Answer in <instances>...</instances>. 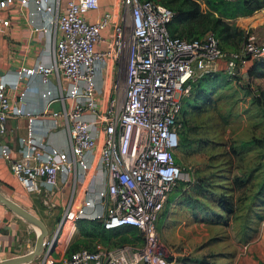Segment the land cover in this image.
Here are the masks:
<instances>
[{"label":"built area","instance_id":"built-area-1","mask_svg":"<svg viewBox=\"0 0 264 264\" xmlns=\"http://www.w3.org/2000/svg\"><path fill=\"white\" fill-rule=\"evenodd\" d=\"M30 1L0 0V10L15 2L26 6ZM32 1L36 11L45 13L49 22L55 20L62 31L54 43L53 63L38 62L19 72L38 71L43 79L50 72L57 74L60 96L70 99L61 113L69 123L72 155L40 147L32 141L30 130L28 137L21 138L20 154H10L4 139L7 117L26 110L11 103L0 73V157L6 158L28 191L54 186L60 170L70 174L78 165L82 174L76 178L85 181L88 176L85 196L80 204L65 207L61 224L86 217L99 219L105 228L135 226L143 236L114 245L80 246L53 260L45 253L43 264H170V250L156 229L182 178L176 150L184 99L199 72L214 68L217 61L222 59L225 71L232 74L245 72L252 59H264V39L247 29L241 47L227 51L211 30L189 38L172 35L167 22L173 11L156 0H122L126 16L115 21L105 38L101 30L112 19V12L93 20L85 15L98 8L99 0H66L61 12L56 10L60 0ZM0 22L6 24L8 19ZM35 28L48 29L47 24ZM102 39L107 47L98 50L95 44ZM109 55L123 65V76L102 104L96 61Z\"/></svg>","mask_w":264,"mask_h":264},{"label":"rangeland","instance_id":"rangeland-1","mask_svg":"<svg viewBox=\"0 0 264 264\" xmlns=\"http://www.w3.org/2000/svg\"><path fill=\"white\" fill-rule=\"evenodd\" d=\"M199 2L206 7L204 0ZM256 10L264 12V6ZM242 39H233L227 46L238 45ZM257 65V74L251 76L240 72L228 78L217 68L200 71L197 80H202L209 97L195 98L192 93L185 99L176 160L183 169L181 179L195 181L185 193L193 202L185 198L186 206L181 208L172 192L157 221V235L170 250V264H264V111L257 100V94L264 98V61ZM122 74L120 66L115 75L120 84ZM240 182H244L242 190L237 187ZM25 190L36 203H20L47 227L45 249L31 259L33 264H43L45 253L53 260L80 245H114L127 235L140 240L138 231L105 237L98 221L75 218L61 224L63 212L51 213L37 196L40 190ZM2 191L17 200L11 191ZM219 194H227L235 203L234 212L220 206ZM15 214L32 228L35 243V225Z\"/></svg>","mask_w":264,"mask_h":264},{"label":"crops","instance_id":"crops-1","mask_svg":"<svg viewBox=\"0 0 264 264\" xmlns=\"http://www.w3.org/2000/svg\"><path fill=\"white\" fill-rule=\"evenodd\" d=\"M65 2L66 0H60L56 10L63 11ZM107 11L112 12V19L101 30V35L105 38L109 37L115 21H120L126 16L122 0H99L97 9L85 12L86 17L93 20ZM0 16V20L8 19L6 24L0 22V73L7 82L6 88L11 103L22 105L26 110L25 113H10L7 117L4 139L10 145V154L15 156L20 154L21 138L28 137L30 130L32 141L40 147L65 151L71 156L69 123L61 113L64 106H69L70 99L67 96H60L61 84L57 74L50 72L47 78L43 79L38 71L19 72L22 67H33L38 62L53 63V47L61 34V28L55 20L47 21L45 13L37 12L32 0L26 6L15 2L10 7L1 9ZM231 19L244 29L251 27L259 40L264 39V12L251 11L237 14ZM38 24H47L48 29L39 31L35 28ZM106 47L107 41L104 39L95 44L98 50ZM220 61L215 63L213 69L225 70L224 61L222 59ZM120 66L123 68L112 55L96 61V82L101 89L98 93L100 103H105L113 91V84L118 82L115 75ZM46 90H50V93L44 95L43 92ZM79 170L78 165H75V172L72 171L70 174L62 169L54 186L40 188L37 196L48 205L51 213L63 212L69 203L78 205L82 202L88 176L85 181L80 180L82 173ZM76 174H80L79 179L76 178ZM185 188L186 186L182 184L181 188L177 186L173 191L181 208L185 205L183 196ZM3 189L11 191L19 202H35L34 196L27 194L25 188L15 178L6 158L0 157V190ZM29 227L28 224L21 222L9 207L0 202V258L14 256L20 250H24L23 252L31 250L35 243L31 239L32 228ZM30 261L23 264H33Z\"/></svg>","mask_w":264,"mask_h":264},{"label":"trees","instance_id":"trees-1","mask_svg":"<svg viewBox=\"0 0 264 264\" xmlns=\"http://www.w3.org/2000/svg\"><path fill=\"white\" fill-rule=\"evenodd\" d=\"M159 2L166 4L173 11V15L171 19L167 22L168 30L172 35H179L189 38L194 36H201L206 31L211 30L218 37L222 48H224L227 51L238 49L239 47H241L245 37L244 28L240 27L231 18L236 16L237 14L251 12L255 9L264 6V1L262 0H204V3L206 4L205 8L202 7L201 3L198 0H161ZM233 39L236 40L242 39V41L238 45L227 46V43L230 44V41ZM260 61H264V59L262 58L252 59L247 65V69H246L247 71H245L246 72L245 74L247 76L257 74L259 68V65H257V63ZM240 72L244 73L243 71L238 70L230 74L224 70V73H226L228 78H232L235 75H238ZM197 79L198 77L191 83L192 86H191L190 94L194 93L193 95L195 96V98H199L201 96L208 98L209 93L206 92L205 89L203 88L202 80H197ZM189 95H187L185 99ZM259 95L260 94H257L258 96L257 100L259 104L262 105L264 111V98H262ZM182 131L183 130L179 128V143L177 148H179L181 144L180 135ZM181 180L182 179H180L179 181ZM194 181L195 180L193 179L187 181L182 180L183 185L186 186L185 190L183 191V196L185 198H188L191 203L193 201L189 198L190 196H188V194L186 195L185 193L187 192L186 191L187 186L191 185ZM204 186L205 184L200 186L202 190L205 189ZM243 186H244V182L243 183L240 182L237 185V187L240 188L241 190L243 189ZM218 198H219L218 200L220 201V206L223 209H226L230 213H232V211L234 212V210L236 209L235 203L229 200L227 194H219ZM176 202L177 203L179 202L178 198H176ZM225 204L226 207L224 206ZM192 205L194 208L197 206L195 201L194 204ZM80 218H83L82 221H89V220H91V222L98 221L97 223L100 224L105 237L120 232H125L127 235V233L130 231H138L139 233L136 236V238H140V240H142L143 238L141 232L135 226L126 224V225L116 226L113 228H105L103 226V223L99 219H92L86 217H80ZM129 240L131 239L129 238V235H127V238L121 242H118V244ZM78 247H73L69 249L68 252ZM169 259H170V255H169Z\"/></svg>","mask_w":264,"mask_h":264},{"label":"water","instance_id":"water-1","mask_svg":"<svg viewBox=\"0 0 264 264\" xmlns=\"http://www.w3.org/2000/svg\"><path fill=\"white\" fill-rule=\"evenodd\" d=\"M0 202L7 207H9L12 211L21 215L28 222L32 224H36L39 227V231L36 234V244L35 247L27 252H24L19 255H14L10 257L0 258V264H14L20 262H26L33 259L36 255L40 254L46 246V233L47 227L44 221L30 209L26 208L17 200L12 197L4 194L0 190Z\"/></svg>","mask_w":264,"mask_h":264},{"label":"bare ground","instance_id":"bare-ground-1","mask_svg":"<svg viewBox=\"0 0 264 264\" xmlns=\"http://www.w3.org/2000/svg\"><path fill=\"white\" fill-rule=\"evenodd\" d=\"M35 225V227H36V234H37V232L39 231V227L36 225V224H34ZM35 244H36V242H35ZM34 247H35V245H34ZM33 247V248H34ZM32 248V249H33ZM14 264H23V262H20V263H14Z\"/></svg>","mask_w":264,"mask_h":264}]
</instances>
